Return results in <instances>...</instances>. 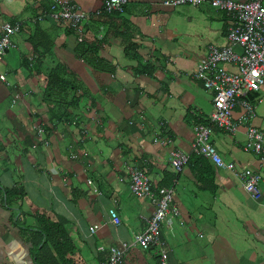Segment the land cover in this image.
<instances>
[{"label":"crops","instance_id":"0c3cea01","mask_svg":"<svg viewBox=\"0 0 264 264\" xmlns=\"http://www.w3.org/2000/svg\"><path fill=\"white\" fill-rule=\"evenodd\" d=\"M49 1L0 0V22L22 21L0 61V264H38L45 218L63 224L75 247L72 254L60 246L67 264H102L110 247L123 244L121 264H158L155 249L133 244L154 206L132 194L129 167L142 169L156 189L173 185L160 229L170 264H264V150L245 148L244 125L234 132L211 125L210 141L235 170L190 158L194 128L209 124L213 109L212 92L192 71L209 45L228 44L230 15L209 1L128 0L121 12L94 18L104 0H72L92 14L73 29L46 13L33 21ZM31 36L51 41V52L39 50L38 58ZM56 62L64 78L55 75L47 92ZM252 96L253 125L264 130V86ZM56 98L62 102L53 105ZM173 149L189 154L180 172L170 162ZM240 170L261 175L258 200L244 190Z\"/></svg>","mask_w":264,"mask_h":264},{"label":"built area","instance_id":"2783aa9c","mask_svg":"<svg viewBox=\"0 0 264 264\" xmlns=\"http://www.w3.org/2000/svg\"><path fill=\"white\" fill-rule=\"evenodd\" d=\"M48 14L66 23L67 26L78 29L93 14L103 12H121L127 0H104L101 7L91 13L84 11L72 0H52ZM209 1L219 10L227 12L231 21L227 27L225 46L209 45L206 57L197 63L192 71L194 79L212 92V111L209 124H199L194 128L191 152L209 158L216 166L230 171L235 170V163L226 161L210 141L211 125L228 132H234L240 125L246 127L245 148L260 153L264 150V130L253 125L256 115V98L253 92L264 86V0H163L166 6L183 4L198 5ZM57 6V7H56ZM42 20L43 14L32 18ZM21 20H3L0 22V61L10 48L15 46V35L20 31ZM0 79L5 80V74L0 70ZM18 97V95L16 96ZM236 112V115L234 113ZM39 135L44 128L33 126ZM189 154L173 149L170 151V162L176 172L182 171L188 161ZM130 190L133 195L148 198L154 206L151 215L146 218L144 231L135 236L133 244H139L143 249L153 248L158 255V264H170L169 251L160 236L162 223L167 219L170 205L174 198L173 185L154 188L150 177L140 168L129 167ZM242 181L244 190L254 199L261 197L258 172H236ZM174 184V183H173ZM178 213L176 206L172 210ZM113 224L120 223V217L114 209L109 210ZM94 233L97 225L88 227ZM103 249V247H100ZM126 244L122 247H110V254L102 264H121L123 262Z\"/></svg>","mask_w":264,"mask_h":264},{"label":"trees","instance_id":"16d2710c","mask_svg":"<svg viewBox=\"0 0 264 264\" xmlns=\"http://www.w3.org/2000/svg\"><path fill=\"white\" fill-rule=\"evenodd\" d=\"M128 1V0H127ZM54 2L52 0L49 1L47 7L43 10V13L41 14H45L47 12H49L51 5ZM57 7V6H56ZM125 7V5H124ZM123 7V9H124ZM122 9V10H123ZM118 13L117 11H114L112 13ZM35 17V16H34ZM33 17V18H34ZM99 15H96L94 18H98ZM18 20V19H16ZM34 22L38 21V20H33ZM32 23V22H31ZM35 23H32V25ZM22 27V25H21ZM35 28V27H34ZM38 31V29L35 28L34 34ZM32 37V36H31ZM35 36L32 37L31 42L33 43V50L36 53V55L38 56V58L42 57L43 55L39 53V50H42V52H47L50 53L53 47V44L51 41L46 42L47 44H45L43 40H41L40 42L35 41L33 38ZM42 38L45 39V37L42 35ZM80 54V53H79ZM58 63V64H57ZM63 65L59 62H56L55 67L53 68V70L49 71V73L46 75V90L47 92L53 88H55L56 86H53V78L58 80L56 76H58V78L62 79L64 78V76L62 75L64 73V69H63ZM68 84L65 85V88L67 87ZM62 86V84L60 85V87ZM63 87V86H62ZM62 89V88H61ZM54 104L53 105H58L60 104L62 101L58 100L57 98L53 100ZM52 102V103H53ZM194 158L195 161H193L194 163L196 161H199L201 164H204L206 166L207 169L211 170L210 165L207 164V160L203 159L202 156H197L192 154L190 156V158ZM209 170V171H210ZM207 177V176H206ZM210 187V185H206V188L208 189ZM15 194V190H11L7 192L8 196L14 195ZM40 222H43L41 225V228L39 229V235L40 236V241H36L35 243V247L36 250L34 251L35 253V259L36 262L38 264H59L57 259L55 258H61V264H67L66 263V258H62L61 255H65V250L68 249V252H72V254L75 251V247L74 245L72 246V244L70 243V240L65 242L64 239H67V237H69L68 233L65 231V228L63 227V224H60L59 222H53L52 220L45 218L43 220H41ZM44 237V239H43ZM60 246H63L64 251L60 250ZM64 252V253H60V252ZM56 253V255H52ZM45 255H49V256H45ZM46 257V258H45Z\"/></svg>","mask_w":264,"mask_h":264}]
</instances>
